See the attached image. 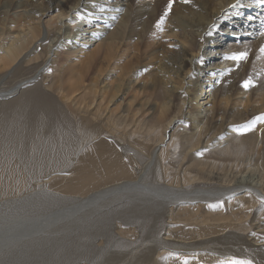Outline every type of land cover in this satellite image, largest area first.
Here are the masks:
<instances>
[{
    "label": "bare ground",
    "instance_id": "obj_1",
    "mask_svg": "<svg viewBox=\"0 0 264 264\" xmlns=\"http://www.w3.org/2000/svg\"><path fill=\"white\" fill-rule=\"evenodd\" d=\"M168 4L0 0V200L54 222L0 238L7 261L264 264V0Z\"/></svg>",
    "mask_w": 264,
    "mask_h": 264
},
{
    "label": "rangeland",
    "instance_id": "obj_2",
    "mask_svg": "<svg viewBox=\"0 0 264 264\" xmlns=\"http://www.w3.org/2000/svg\"><path fill=\"white\" fill-rule=\"evenodd\" d=\"M258 10V9H257ZM261 10V9H259ZM247 16H244L243 18L246 19ZM112 28V27H111ZM230 32L232 30H229ZM229 33V32H228ZM107 37V34L105 35L104 38L102 39H99V40H96V41H93L91 44H88L87 47H86V51L85 52H82V53H78V54H70L69 53H61V55L58 57L57 61L55 62V67H54V70L56 72H59L62 68L64 67H68L70 66L69 68L67 69H73V67L76 69L79 67H81L82 65H84V63L86 62V59H87V56L89 55H93L94 53H96L97 51V54H96V58L97 59H100L102 60L103 57L105 56V45H104V41H105V38ZM155 38V36H154ZM157 38L160 39V41H163L162 37L160 36V34H156V38L154 39L155 42H157ZM104 40V41H103ZM153 40V41H154ZM228 44L226 45V47L228 46H231L234 42L230 43V41H226ZM236 45L239 46V44L237 43ZM241 46V45H240ZM231 52H233V50H231ZM133 53V49L130 50V52L127 54V58L128 56L132 55ZM119 54L121 55L122 52H119ZM123 59H125L123 57ZM216 61V60H215ZM219 62V61H218ZM71 69V70H72ZM74 70V69H73ZM77 73H80V68L79 70L77 71ZM110 81L112 80H115V78L117 77V73H110ZM227 76V79H226V82H229V79L230 75H226ZM75 80V79H73ZM133 80V79H132ZM103 81V78H101V80H99L98 82V86H100V88H103L104 85L106 83L109 84L110 81H106L105 83H101ZM101 83V85H100ZM143 85V82L140 80L136 83V86H138V88H140L141 86ZM246 89V88H245ZM248 89H246V92H247ZM249 91V90H248ZM140 94H143V91H131L129 96H128V100L126 102L123 101V104H122V107L120 108V111L123 112V107H127V102L131 99H133L136 95H140ZM147 96V92L144 93V96H140L139 100H145ZM239 100H241L240 102H238V100L236 101V99H234L233 101V104H235L237 110H241L243 107L240 106V103L241 102H245L247 97H240L238 96L237 97ZM117 100L119 98H116ZM116 99L112 102V103H105L106 104L105 106H107V108L109 110H112L116 107V105L114 104V102L116 101ZM118 104L119 102H121V99H119V101H117ZM219 106L218 104H214L212 102H209L204 108H212V107H217ZM231 106V104L229 105V107ZM125 110V109H124ZM147 116V115H145ZM241 133V132H240ZM243 133H247V132H243ZM15 199L14 198H7V199H1L0 200V238L1 240H9L10 238H14V237H17L19 236L20 234H23L25 230H23L22 228H24L25 226H35L34 224H38V223H42L44 220H47L45 218H48L47 216L50 215V213H47V212H43L42 214L41 213H32V211H30V215L32 214V216L28 215L29 213L28 212H25V211H17L15 210L14 206L15 204L13 205V203H16V201H14ZM11 204V205H10ZM36 204V203H35ZM14 209V210H13ZM34 211V210H33ZM35 212V211H34ZM20 213V214H19ZM53 213V212H52ZM29 216H27V215ZM35 214V215H34ZM38 214H39V218L42 217V218H38ZM40 214L42 216H40ZM34 215V216H33ZM37 215V216H36ZM45 215V216H44ZM32 217V218H31ZM36 217V218H35ZM35 219V220H34ZM49 219V218H48ZM31 220V221H30ZM53 219H49V223L50 224H54V222L52 221ZM36 221V222H35ZM41 221V222H40ZM27 224V225H24ZM48 223V225H50ZM52 224V225H53ZM22 232V233H21ZM8 238V239H7ZM50 247V248H49ZM6 249L7 247L4 246L0 249V264H40L39 262L43 260V258L45 257V253L48 251V248L49 250H51L53 247L52 246H47L45 248H41V249H38L37 250V253L35 251V254L33 255V257L29 254H25L21 260H12V261H7V257H9L10 255L8 254L9 252L7 250H12L11 248H7L6 250H3ZM57 250V249H56ZM1 253H5V254H1ZM4 257H3V256ZM27 257V259H26ZM2 259V260H1ZM43 262V261H42Z\"/></svg>",
    "mask_w": 264,
    "mask_h": 264
},
{
    "label": "snow or ice",
    "instance_id": "obj_3",
    "mask_svg": "<svg viewBox=\"0 0 264 264\" xmlns=\"http://www.w3.org/2000/svg\"><path fill=\"white\" fill-rule=\"evenodd\" d=\"M174 0H169V4H168V12L171 11V8H172V4H173ZM184 3H188L189 0H183ZM168 12L165 13V15L168 14ZM161 24H163V20H161ZM262 35H264V33H262ZM262 52H264V49H261ZM231 59L237 61V62H240V61H243V60H246L247 59V53H241L239 55H236V56H232ZM251 85V82H246L244 84V87L247 89L249 86ZM247 131H251L252 130V126H249L247 129ZM185 264H187V262H185ZM231 264H240V262H237V261H232Z\"/></svg>",
    "mask_w": 264,
    "mask_h": 264
}]
</instances>
